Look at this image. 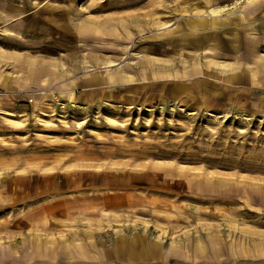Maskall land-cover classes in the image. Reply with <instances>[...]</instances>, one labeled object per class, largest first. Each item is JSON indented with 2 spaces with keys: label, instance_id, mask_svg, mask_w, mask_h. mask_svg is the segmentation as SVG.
<instances>
[{
  "label": "rangeland",
  "instance_id": "374dc122",
  "mask_svg": "<svg viewBox=\"0 0 264 264\" xmlns=\"http://www.w3.org/2000/svg\"><path fill=\"white\" fill-rule=\"evenodd\" d=\"M0 264H264V0H0Z\"/></svg>",
  "mask_w": 264,
  "mask_h": 264
},
{
  "label": "crops",
  "instance_id": "0c3cea01",
  "mask_svg": "<svg viewBox=\"0 0 264 264\" xmlns=\"http://www.w3.org/2000/svg\"><path fill=\"white\" fill-rule=\"evenodd\" d=\"M222 21H226V18L224 19L223 17H217V16H215V17H213V16H208V17L203 16V18L201 17L198 20V22L201 23V24L203 23V24H209V25L218 24V23L220 24V23H222ZM177 23L175 24V31H176V29L179 30L180 26H181V23H179V24H177ZM192 24H193L192 20L189 19L188 20V29H187V31L185 33H183V35H186V36H193L194 35L195 36L196 28H192L191 27ZM231 34H233V36H240L238 33H232L231 32ZM250 34H251V36H254L255 33L251 31ZM228 35H229L228 34V28L224 27V28H219V29L217 28V29H214V30H210L209 32H205L204 35H202V36H228ZM257 36H259V35H257ZM120 78H123V76L120 77ZM114 80H117V79L114 78V76L112 74H110V75L108 74L107 81L108 82H114ZM103 82H105V81H103ZM101 83L102 82H100V83L98 82V83H94V84L97 85V84H101ZM91 85H93V83ZM152 246L154 247L155 244H153Z\"/></svg>",
  "mask_w": 264,
  "mask_h": 264
}]
</instances>
